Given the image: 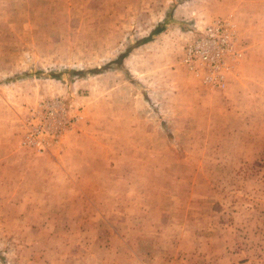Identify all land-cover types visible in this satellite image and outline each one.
Here are the masks:
<instances>
[{
    "label": "rangeland",
    "instance_id": "obj_1",
    "mask_svg": "<svg viewBox=\"0 0 264 264\" xmlns=\"http://www.w3.org/2000/svg\"><path fill=\"white\" fill-rule=\"evenodd\" d=\"M216 19L218 85L180 62ZM0 264H264V0H0Z\"/></svg>",
    "mask_w": 264,
    "mask_h": 264
},
{
    "label": "built area",
    "instance_id": "obj_2",
    "mask_svg": "<svg viewBox=\"0 0 264 264\" xmlns=\"http://www.w3.org/2000/svg\"><path fill=\"white\" fill-rule=\"evenodd\" d=\"M233 25L216 19L200 29L199 35L190 38L182 47L180 62L191 72L201 73L206 83L218 85L223 78L227 58L241 55L235 45ZM40 112L31 113L26 121L23 142L43 151L57 143L65 129L76 118L60 99L42 104Z\"/></svg>",
    "mask_w": 264,
    "mask_h": 264
}]
</instances>
